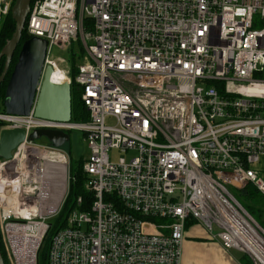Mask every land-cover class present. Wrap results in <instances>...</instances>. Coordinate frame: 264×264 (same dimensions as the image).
<instances>
[{
	"label": "built area",
	"instance_id": "1",
	"mask_svg": "<svg viewBox=\"0 0 264 264\" xmlns=\"http://www.w3.org/2000/svg\"><path fill=\"white\" fill-rule=\"evenodd\" d=\"M14 1L0 0V25ZM26 29L48 41L45 66L54 70L66 62L53 47L81 42L86 55L75 77L64 72L89 119L0 112L1 129L26 131L12 157L0 158L9 264H39L69 191V152L29 140L39 128L83 131L85 188L94 195L86 211L79 197L54 234L49 264H183L191 219L263 264L264 229L231 188L252 184L264 197V170L255 168L264 158V0H34ZM23 146L65 158L59 199L42 187L44 161L24 157ZM15 186L29 190L16 196Z\"/></svg>",
	"mask_w": 264,
	"mask_h": 264
},
{
	"label": "water",
	"instance_id": "2",
	"mask_svg": "<svg viewBox=\"0 0 264 264\" xmlns=\"http://www.w3.org/2000/svg\"><path fill=\"white\" fill-rule=\"evenodd\" d=\"M32 0H15L11 16L15 21V31L0 51V60L6 57V64L0 76V83L10 68L12 58L18 50L17 61L3 96V107L7 114L28 116L32 111L36 117L70 121L73 119V94L70 81L56 82L52 75L54 68L45 66L48 41L39 36H31L22 41L23 31L31 11ZM45 137L55 147H62L69 141L68 132L60 129H35L29 140ZM26 131L22 128L0 130V158L10 159L12 152L24 142ZM0 264H6L0 248Z\"/></svg>",
	"mask_w": 264,
	"mask_h": 264
},
{
	"label": "trees",
	"instance_id": "3",
	"mask_svg": "<svg viewBox=\"0 0 264 264\" xmlns=\"http://www.w3.org/2000/svg\"><path fill=\"white\" fill-rule=\"evenodd\" d=\"M34 0H32L33 4ZM15 31V21L13 20L11 13H9L2 21L0 25V51L6 45L7 41L12 37ZM32 35L27 32V29L23 31L22 42L29 39ZM77 73V67H73L71 71V76L74 78ZM72 96H73V119L74 121H86L89 119V111L85 106L84 102L81 100V89L77 84L72 82ZM3 122L0 121V130ZM84 160H81L76 168L72 167L71 162V181L69 185L68 195L64 202L63 208L58 216L50 221L51 227L44 239L43 246L39 253V264H49V247L54 234L67 225V219L69 214L73 209L76 208L77 199L82 197L83 202L80 205L81 210H89L94 198V195L85 188L86 175L83 169ZM243 196L246 198L263 197V195L256 189L252 184H248L243 188ZM264 198V197H263ZM252 213V212H251ZM262 224V223H261ZM263 225V224H262ZM264 226V225H263ZM0 248L2 250L6 264H9L7 253L2 241L0 233ZM241 264H254L253 260L247 254H242L240 258Z\"/></svg>",
	"mask_w": 264,
	"mask_h": 264
},
{
	"label": "rangeland",
	"instance_id": "4",
	"mask_svg": "<svg viewBox=\"0 0 264 264\" xmlns=\"http://www.w3.org/2000/svg\"><path fill=\"white\" fill-rule=\"evenodd\" d=\"M52 55L56 58L64 59L66 62L65 65L63 63H57L56 70L62 69L64 71L66 67V69L68 70L70 69V72H71L74 66L77 67V65H79L84 60L86 51L79 40H73L72 44L67 49L61 48L58 46L53 47ZM2 101L0 102V112H5ZM67 132L70 135V139L62 147L65 148L69 152V156L72 162V167L76 168L79 162L81 160H85V158L89 155V148H88L87 141L84 138L83 131L69 130ZM37 141L44 143V144L50 143L48 139L45 137H41L37 139ZM133 154L134 152H130V153L113 152L112 156L114 158H117L120 156L129 158ZM255 168L259 170H264V158H262L259 164L255 165ZM231 191L234 193L237 199L241 202V204L248 210V212L256 219L258 224L264 229V226H263L264 225V198L259 197V196L257 197V199H255L254 197L246 198L242 194L244 191L243 188L241 189L231 188ZM243 254H246V253H243ZM253 262L254 264H256L254 260Z\"/></svg>",
	"mask_w": 264,
	"mask_h": 264
},
{
	"label": "crops",
	"instance_id": "5",
	"mask_svg": "<svg viewBox=\"0 0 264 264\" xmlns=\"http://www.w3.org/2000/svg\"><path fill=\"white\" fill-rule=\"evenodd\" d=\"M184 240L183 264H241V251L226 249L195 220L187 221Z\"/></svg>",
	"mask_w": 264,
	"mask_h": 264
},
{
	"label": "bare ground",
	"instance_id": "6",
	"mask_svg": "<svg viewBox=\"0 0 264 264\" xmlns=\"http://www.w3.org/2000/svg\"><path fill=\"white\" fill-rule=\"evenodd\" d=\"M65 76V72L62 69H57L54 70L52 78L56 82H64L68 80V76L64 78ZM22 148H24V157L32 153L34 154V156H37L39 160L44 161V163H42L41 165L39 164L41 175L40 179L41 181H43L42 187L44 185V191H47L50 189V187H53V189L55 190V196L59 199V195H63L67 186L65 158L63 156L52 154L49 152H37L36 149L27 146H23ZM14 162L16 163V161ZM27 167L28 165L25 162L24 158H21L20 164H18L16 168L17 170H20L22 172L25 171V168ZM23 174L26 175V172ZM14 190L16 192L15 195L20 196V193L22 191H26L29 189H24V187L21 186H15ZM257 254L264 264V242L263 248H260Z\"/></svg>",
	"mask_w": 264,
	"mask_h": 264
},
{
	"label": "flooded vegetation",
	"instance_id": "7",
	"mask_svg": "<svg viewBox=\"0 0 264 264\" xmlns=\"http://www.w3.org/2000/svg\"><path fill=\"white\" fill-rule=\"evenodd\" d=\"M18 50H16L13 58H12V61H11V64H10V68L5 76V79L3 81H1L0 83V102L3 100V96H4V91H5V88H6V85H7V81L9 79V76L11 74V70L13 68V65L16 63L17 61V56H18ZM5 64H6V57H2L1 60H0V76L4 70V67H5ZM3 102V101H2Z\"/></svg>",
	"mask_w": 264,
	"mask_h": 264
}]
</instances>
